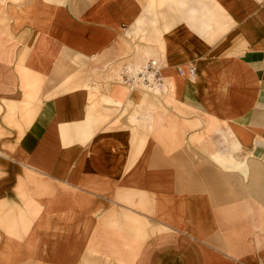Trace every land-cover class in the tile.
<instances>
[{"label":"crops","instance_id":"crops-1","mask_svg":"<svg viewBox=\"0 0 264 264\" xmlns=\"http://www.w3.org/2000/svg\"><path fill=\"white\" fill-rule=\"evenodd\" d=\"M0 264H264V0H0Z\"/></svg>","mask_w":264,"mask_h":264},{"label":"built area","instance_id":"built-area-1","mask_svg":"<svg viewBox=\"0 0 264 264\" xmlns=\"http://www.w3.org/2000/svg\"><path fill=\"white\" fill-rule=\"evenodd\" d=\"M130 89L141 88L150 93H161L166 89L161 67L157 61H151L135 76L127 78Z\"/></svg>","mask_w":264,"mask_h":264},{"label":"rangeland","instance_id":"rangeland-1","mask_svg":"<svg viewBox=\"0 0 264 264\" xmlns=\"http://www.w3.org/2000/svg\"><path fill=\"white\" fill-rule=\"evenodd\" d=\"M139 34H141V33L139 32V30H137L136 33L133 35V37L136 39V38H138Z\"/></svg>","mask_w":264,"mask_h":264}]
</instances>
